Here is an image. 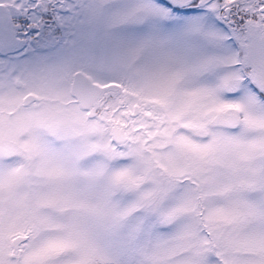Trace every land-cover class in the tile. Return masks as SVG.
Here are the masks:
<instances>
[{
    "label": "snow or ice",
    "instance_id": "1",
    "mask_svg": "<svg viewBox=\"0 0 264 264\" xmlns=\"http://www.w3.org/2000/svg\"><path fill=\"white\" fill-rule=\"evenodd\" d=\"M0 264H264V0H0Z\"/></svg>",
    "mask_w": 264,
    "mask_h": 264
}]
</instances>
